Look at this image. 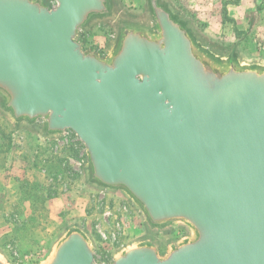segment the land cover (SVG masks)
<instances>
[{
	"label": "water",
	"instance_id": "obj_1",
	"mask_svg": "<svg viewBox=\"0 0 264 264\" xmlns=\"http://www.w3.org/2000/svg\"><path fill=\"white\" fill-rule=\"evenodd\" d=\"M0 0V116L41 142L71 133L89 188L161 239L103 262L72 224L37 264H264V59L209 44L169 0ZM113 33L103 53L81 41ZM0 264H11L0 251Z\"/></svg>",
	"mask_w": 264,
	"mask_h": 264
},
{
	"label": "rangeland",
	"instance_id": "obj_2",
	"mask_svg": "<svg viewBox=\"0 0 264 264\" xmlns=\"http://www.w3.org/2000/svg\"><path fill=\"white\" fill-rule=\"evenodd\" d=\"M169 1L206 42L221 48L229 45L235 35L234 23L227 16L229 0ZM118 5L132 17L144 12L143 0H118ZM112 36L110 27L97 26L81 38L85 47L103 53ZM6 134L0 128V251L11 264L43 261L65 227L72 224L90 234L95 257L103 262L139 239L159 240L164 251L168 241L185 235L182 229L167 230L158 239L122 196L87 187L83 148L71 133L50 144L40 142L31 132L30 137L19 134L10 142Z\"/></svg>",
	"mask_w": 264,
	"mask_h": 264
},
{
	"label": "crops",
	"instance_id": "obj_3",
	"mask_svg": "<svg viewBox=\"0 0 264 264\" xmlns=\"http://www.w3.org/2000/svg\"><path fill=\"white\" fill-rule=\"evenodd\" d=\"M227 3V16L235 26V35H229L231 41L228 44L236 46L250 57L264 59V0H229ZM0 128L7 132L9 140L12 137L19 138L21 134L25 137L33 135L13 130L1 116Z\"/></svg>",
	"mask_w": 264,
	"mask_h": 264
},
{
	"label": "trees",
	"instance_id": "obj_4",
	"mask_svg": "<svg viewBox=\"0 0 264 264\" xmlns=\"http://www.w3.org/2000/svg\"><path fill=\"white\" fill-rule=\"evenodd\" d=\"M219 48H221V47H219ZM231 48H236V46H233V45H226V47H223L222 49H225V50H229V49H231ZM3 118V117H2ZM4 119V118H3ZM13 130L15 129V128H12ZM16 130V129H15ZM26 133H29V131H27V130H24ZM3 133V132H2ZM6 137H7V139L9 140V137H8V134H6ZM10 141V140H9ZM52 142H54V140H51V141H46V143L47 144H50V143H52Z\"/></svg>",
	"mask_w": 264,
	"mask_h": 264
},
{
	"label": "flooded vegetation",
	"instance_id": "obj_5",
	"mask_svg": "<svg viewBox=\"0 0 264 264\" xmlns=\"http://www.w3.org/2000/svg\"><path fill=\"white\" fill-rule=\"evenodd\" d=\"M118 5V4H117ZM81 41H82V38H81ZM82 43H83V41H82ZM84 44V43H83ZM85 46V45H84Z\"/></svg>",
	"mask_w": 264,
	"mask_h": 264
}]
</instances>
